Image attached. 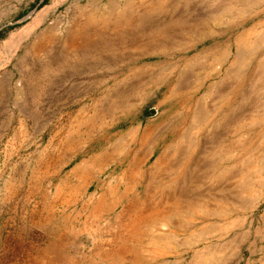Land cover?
Returning <instances> with one entry per match:
<instances>
[{
    "label": "rangeland",
    "instance_id": "1",
    "mask_svg": "<svg viewBox=\"0 0 264 264\" xmlns=\"http://www.w3.org/2000/svg\"><path fill=\"white\" fill-rule=\"evenodd\" d=\"M155 1L0 0V264H234L240 255L232 254V226H229L232 216L254 217L253 233H263L259 214L264 201V0H231L232 13L225 15L219 8L221 1L231 7L227 0H198L196 7L180 1L178 11L168 8L160 14L152 11V5L157 6L163 0ZM168 18L176 24L177 31L172 41L163 43L159 29L153 25L169 23ZM92 21L108 27L131 22L138 29L130 30L120 47L99 45L88 49L80 46L81 35L82 29L95 25L89 23ZM197 22L206 27L201 31L205 39H192L184 51L190 41L182 33V27ZM50 40L55 41V51L47 46ZM47 63L59 65L71 76L59 78L60 82H56L59 85L51 89L54 94L50 99L36 103L38 108L32 111L38 114L33 120L19 113L16 92L26 85L40 91V73ZM73 66L76 77L71 74ZM188 66L193 70L187 73L181 89L189 90L190 99L180 106L168 96L164 82L172 86L178 79L175 75ZM171 71L174 77L169 80L166 74ZM50 72L61 74L54 69ZM121 88L130 93L132 103L124 110L115 106L119 100L116 92ZM164 120L167 128L159 136L161 139L154 141L152 154L144 159L142 186L136 190L132 182L127 193L141 194L148 183L153 185L149 204L164 198L167 192L176 194L178 203L170 205L164 217L152 215L142 222L133 221L129 214H120L121 205L111 208L124 191L122 186L116 189V180L126 166L125 159L123 163L119 157L137 127L151 128ZM178 121L185 122L182 127L185 138L177 162L191 157L179 186L153 179L155 158L169 144L173 128L184 123ZM169 126L172 129L167 133ZM73 128H76V150L89 144L92 155L79 154L62 165H47V159L39 151L41 145L54 150L58 138ZM171 152L169 156L174 157ZM88 158L92 166L90 178L80 180L79 176L75 179L70 175L75 162L77 168ZM159 177L168 179L165 172ZM156 186L160 189H155ZM93 199L109 204L96 210ZM242 223L238 222L237 232Z\"/></svg>",
    "mask_w": 264,
    "mask_h": 264
},
{
    "label": "bare ground",
    "instance_id": "2",
    "mask_svg": "<svg viewBox=\"0 0 264 264\" xmlns=\"http://www.w3.org/2000/svg\"><path fill=\"white\" fill-rule=\"evenodd\" d=\"M116 1V0H115ZM155 1V0H154ZM180 1H183V4L184 5H189V6H192V5H195V4H197V1L198 0H163V1H160L158 4H156L157 6H154V5H152L153 7H152V11H155L154 13L155 14H160L162 11H165L166 9H168V8H171L172 10H174V12H176V11H178L177 10V6L179 5L178 3L180 2ZM142 2V1H141ZM156 2V1H155ZM203 2V1H202ZM227 3H232V1L231 0H227L226 1ZM125 3V2H124ZM112 4V3H111ZM129 4V3H128ZM144 4V3H143ZM143 4H141V5H143ZM126 5V4H125ZM137 5V4H136ZM138 5H140V4H138ZM210 5V4H209ZM214 5H216L215 3H214ZM124 6V5H123ZM134 6V5H133ZM205 7H208V6H206V5H204ZM251 6V5H250ZM125 7V6H124ZM140 8H141V6H139ZM195 7H196V5H195ZM198 7V6H197ZM204 7V8H205ZM210 7V6H209ZM249 7V6H248ZM137 8V7H136ZM151 8V7H150ZM199 8V7H198ZM201 8V7H200ZM203 8V9H204ZM213 8V7H212ZM211 8V9H212ZM239 8V7H238ZM182 9V8H181ZM220 13L221 14H223V15H225V14H230V13H232V6L231 7H228V6H226L225 5V1H221V4H220ZM82 10V9H81ZM141 10V9H140ZM192 10V9H191ZM194 10V9H193ZM199 10V9H198ZM85 11V10H84ZM200 11V10H199ZM216 11H219V10H216ZM246 11V10H245ZM244 11V12H245ZM129 12V11H128ZM130 12H131V10H130ZM139 12V11H138ZM143 12V11H142ZM207 12V11H206ZM136 13V12H135ZM190 13V12H189ZM200 14H201V12H199ZM208 13V12H207ZM218 13V12H217ZM238 13H240V12H238ZM127 14V13H126ZM154 14V15H155ZM170 14V13H169ZM185 14H186V12H185ZM215 14V13H214ZM234 14H236V13H234ZM95 15V14H94ZM114 15V14H113ZM136 15V14H135ZM153 15V16H154ZM239 15V14H238ZM237 14H236V16H238ZM241 15V14H240ZM214 16V15H213ZM93 17V16H92ZM163 17V16H162ZM94 18V17H93ZM153 18V17H152ZM176 18V17H175ZM196 18V17H195ZM200 18V17H199ZM212 18V17H211ZM220 18V17H219ZM224 18V17H223ZM96 19V18H95ZM121 19V18H120ZM164 19V18H163ZM167 19V18H166ZM169 19V18H168ZM177 19V18H176ZM202 19V18H201ZM221 19H222V17H221ZM229 19V18H228ZM237 19V18H236ZM162 20V19H161ZM170 20V19H169ZM178 20V19H177ZM190 20H192L191 18H190ZM196 20H198V19H195V21ZM203 20V19H202ZM212 20V19H211ZM210 20V21H211ZM171 21V20H170ZM168 21L169 23H167V22H164V23H160V24H157V25H153V27L156 29V27H157V29H159V34L161 35V40H162V42L163 43H165V42H167V41H172V37H174L175 36V32L177 31L176 30V24H174V22L173 21ZM193 21V20H192ZM200 21V20H199ZM207 21V20H206ZM209 21V20H208ZM219 21V20H218ZM229 21V20H228ZM238 21V20H237ZM116 22V21H115ZM163 22V21H162ZM183 22V21H182ZM191 22V21H190ZM235 22V21H234ZM245 22V21H244ZM80 23V22H79ZM78 23V24H79ZM89 23H92V24H95V25H89V27H87V28H84V29H82V35H81V37H82V44L80 45V46H84V47H89L88 49H90V47L92 46V47H98L99 45H103V46H119L120 47V45L122 46V44H124L125 42H126V39H128L127 37H129V32H130V30H134V31H136L138 28H136L135 26H133L132 24H131V22L130 23H127V24H125V25H123V24H115V25H113L112 27H108L109 25L108 24H104V23H99L98 25H96V23H94L93 21L92 22H89ZM149 23V22H148ZM147 23V24H148ZM215 23V22H214ZM142 24V23H141ZM224 24V23H223ZM236 24V23H235ZM242 24V23H241ZM255 24H258V23H255ZM179 25V24H178ZM232 25V24H231ZM237 25V24H236ZM181 26V25H180ZM210 26V25H209ZM228 26V25H227ZM254 26V25H253ZM256 26V25H255ZM73 27V26H72ZM71 28V27H70ZM69 28V29H70ZM148 28V27H147ZM202 28H206L204 25H203V23H200V22H197V23H194V24H188V23H185L184 25H183V27H182V29H183V31H182V33H184V34H186V36H188L187 38H188V41H190V43H187V44H185V47L182 49V50H187L188 49V47H190V45H191V40L192 41H198V40H200L202 37H203V34L201 33V31H202ZM221 28V27H220ZM252 28H254V27H252ZM252 28H251V30H252ZM142 29V28H141ZM140 29V30H141ZM214 29V28H213ZM224 29V28H223ZM73 30V29H72ZM139 30V31H140ZM205 30V29H204ZM221 30V29H220ZM248 30V29H247ZM71 31V30H70ZM149 31V30H148ZM151 31V30H150ZM213 31V30H212ZM225 31V30H224ZM230 31V30H229ZM232 31V30H231ZM254 31V30H253ZM253 31H251V32H253ZM258 31V30H257ZM142 32V31H141ZM155 32V31H154ZM220 32V31H219ZM222 32V31H221ZM41 33V32H40ZM179 33V32H178ZM208 33V32H207ZM246 33V32H245ZM257 33V32H256ZM255 33V34H256ZM138 34V33H137ZM180 34V33H179ZM218 34V33H217ZM225 34V33H224ZM251 33L249 32V35H250ZM134 34H132V36H133ZM183 35V34H182ZM192 35H194L196 38H194V37H192ZM247 35H248V33H247ZM259 35H261V34H259ZM57 36V35H56ZM138 36V35H137ZM137 36H135V37H137ZM140 36V35H139ZM146 36H147V34H146ZM178 36V35H177ZM180 37V36H179ZM182 37V36H181ZM217 37V36H216ZM254 37V36H253ZM134 38V37H133ZM138 38V37H137ZM141 38V37H140ZM159 38V37H158ZM204 38V37H203ZM247 38H250V37H247ZM258 38V37H257ZM256 38V39H257ZM157 39V38H156ZM205 39V38H204ZM61 40H63V39H61ZM178 40V39H177ZM184 40V39H183ZM182 40V41H183ZM156 41V40H155ZM160 41V40H159ZM159 41L157 42V43H159ZM180 41V40H179ZM242 41V40H241ZM250 41H251V39H250ZM54 40H50V41H48L47 42V46L49 47V46H51V48H50V51H53L54 50V46H55V44H54ZM62 41H60V43H61ZM74 42H76V40L74 41ZM134 42V41H133ZM132 42V43H133ZM173 42H175V41H173ZM172 42V43H173ZM78 43H80V42H78ZM77 43V44H78ZM240 43V42H239ZM250 43V42H249ZM248 43V44H249ZM255 43V42H254ZM43 44V43H42ZM130 44V43H129ZM145 44V43H144ZM160 44V43H159ZM178 44V43H177ZM256 44V43H255ZM44 46H45V44H43ZM42 45V46H43ZM140 45V44H139ZM141 45H142V43H141ZM156 45H158V44H156ZM160 45H162V44H160ZM249 45H252V44H249ZM248 45V46H249ZM40 46H41V44H40ZM135 46V45H134ZM133 46V47H134ZM143 46V45H142ZM147 46V45H146ZM159 46V45H158ZM178 46V45H177ZM234 46V45H233ZM243 46H245V45H243ZM253 46V45H252ZM64 47H66V46H64ZM63 47V48H64ZM137 47V46H136ZM140 47V46H139ZM144 47V46H143ZM150 47V46H149ZM156 47V46H155ZM256 47V46H255ZM262 47V46H261ZM42 48H44V47H42ZM56 48V47H55ZM102 48V47H101ZM109 48V47H108ZM111 48V47H110ZM152 48V47H151ZM159 48V47H158ZM169 48H171V47H169ZM232 48V47H231ZM235 48H236V45H235ZM241 48V47H240ZM248 48V47H247ZM246 48V49H247ZM250 48V47H249ZM41 49V48H40ZM45 49V48H44ZM57 49V48H56ZM55 49V50H56ZM92 49V48H91ZM114 49V48H113ZM126 50H127V48H125ZM129 49V48H128ZM133 49V48H132ZM225 49V48H224ZM229 49V48H228ZM238 49H239V47H238ZM238 49H235V50H238ZM243 49V48H242ZM250 49H252V48H250ZM54 50V51H55ZM60 50V49H59ZM58 50V51H59ZM66 50V49H65ZM101 50V49H100ZM111 50V49H110ZM116 50V49H115ZM153 50V49H152ZM180 50V49H179ZM190 50V49H189ZM188 50V51H189ZM256 50V49H255ZM88 51V50H87ZM132 51V50H131ZM143 51V50H142ZM177 51V50H176ZM234 51V50H233ZM232 51V52H233ZM239 51V50H238ZM238 51H236L235 53H237ZM243 51H245V50H243ZM48 52H49V50H48ZM127 52V51H126ZM125 52V53H126ZM134 52V51H133ZM254 52V51H253ZM123 53V52H122ZM223 53V52H222ZM221 53V54H222ZM225 53H227V52H225ZM54 54V53H53ZM127 54H130L129 52H127ZM136 54V53H135ZM139 54V53H138ZM144 54V53H143ZM175 54V53H174ZM221 54H220V56H221ZM229 54H231V53H229ZM250 54V53H249ZM88 55V54H87ZM98 55V54H97ZM117 55V54H116ZM123 55V54H122ZM140 55V54H139ZM57 56V55H56ZM60 56V55H59ZM101 56V55H100ZM130 55H128V57H129ZM200 56V55H199ZM247 56V55H246ZM58 57V56H57ZM56 57V58H57ZM64 57H65V55H64ZM68 57V56H67ZM89 57V56H88ZM98 57V56H97ZM106 57H107V55H106ZM143 57V56H142ZM172 57V56H171ZM248 57V56H247ZM62 58V57H61ZM60 58V59H61ZM105 58V57H104ZM104 58H103V60H104ZM109 58V57H108ZM201 58V57H200ZM237 58V57H236ZM249 58H251V57H249ZM50 59V58H49ZM133 59V58H132ZM186 59V58H185ZM192 59V58H191ZM234 59V58H233ZM241 59V58H240ZM263 59V58H262ZM55 60V59H54ZM84 60H85V58H84ZM83 60V61H84ZM140 60V59H139ZM198 60V59H197ZM220 60V59H219ZM218 60V61H219ZM244 60V59H243ZM243 60H241V61H243ZM247 60V59H246ZM264 60V59H263ZM86 61V60H85ZM94 61V60H93ZM99 61V60H98ZM127 61V60H126ZM234 61V60H233ZM236 61V60H235ZM251 61V60H250ZM259 61V60H258ZM52 62V61H51ZM57 62V61H56ZM80 62V61H79ZM168 62V61H167ZM186 62V61H185ZM201 62V61H200ZM245 62V61H244ZM63 63V62H62ZM95 63V62H94ZM164 63V62H163ZM179 63V62H178ZM188 63V62H187ZM191 63V62H190ZM196 63V62H195ZM232 63V62H231ZM249 63V62H248ZM87 63H85V65H86ZM89 64V63H88ZM189 64V63H188ZM75 65H76V63H75ZM84 65V64H83ZM99 65V64H98ZM186 65V64H185ZM184 65V66H185ZM196 64H194L193 65V67H196L195 66ZM51 66V65H50ZM56 66V65H55ZM153 66V65H152ZM166 66V65H165ZM173 66V65H172ZM76 67V66H75ZM94 67V66H93ZM182 67V66H181ZM198 67V66H197ZM239 67V66H238ZM111 67H109V69H110ZM141 68V67H140ZM146 68V67H145ZM161 68V67H160ZM177 68V67H176ZM186 68V67H185ZM231 68V67H230ZM17 69V68H16ZM81 69V68H80ZM159 69V68H158ZM167 69V68H166ZM181 69H184V67H182ZM76 70V69H75ZM132 70H134V69H132ZM193 70V68L191 67V66H188V68L184 71V72H182V73H178L177 75H175V76H178V79H177V81L175 82V84H173L172 86H170L169 85V82L168 81H165L164 83L167 85V92L169 93V97L170 98H172L173 100H175V104H179L180 106H185V104L189 101V99H190V97L187 95V93H188V91L189 90H183V89H181L182 87H183V85H185V78H186V75H187V73L188 72H191ZM227 70V69H226ZM95 71V70H94ZM136 71V70H135ZM139 71V70H138ZM141 71H142V69H141ZM141 71H140V73H141ZM166 71V70H165ZM165 71H164V74H165ZM177 71V70H176ZM218 71H219V69H218ZM248 71V70H247ZM259 71V70H258ZM23 72H25V71H23ZM147 72V71H146ZM235 72V71H234ZM256 72V71H255ZM162 73H163V71H162ZM229 73V72H228ZM128 74V73H127ZM126 74V75H127ZM142 74V73H141ZM233 74V73H232ZM236 74V73H235ZM261 74H262V71H261ZM167 75V79H169L170 80V77H174V73H173V71H171V72H169V73H167L166 74ZM215 75V74H214ZM229 75V74H228ZM234 75V74H233ZM23 76V75H22ZM103 76V75H102ZM115 76V75H114ZM148 76V75H147ZM259 76V75H258ZM122 77V76H121ZM141 77V76H140ZM255 77H257V75L255 76ZM254 77V78H255ZM125 78V77H124ZM262 78V77H261ZM25 79V78H24ZM113 79H114V77H113ZM122 79V78H121ZM127 79V78H126ZM264 79V78H263ZM120 80V79H119ZM154 80V79H153ZM153 80H151V81H153ZM158 80V79H157ZM161 80V79H160ZM255 80V79H254ZM219 81V80H218ZM257 81V80H256ZM241 83V82H240ZM252 83V82H251ZM250 83V84H251ZM253 83H256V82H253ZM252 83V84H253ZM157 85H159V82H158V84ZM215 85H217V83H215ZM239 85V84H238ZM259 85V84H258ZM261 85V84H260ZM120 86V85H119ZM262 86V85H261ZM29 87V86H28ZM27 87V88H28ZM135 87H137V86H135ZM162 87V86H161ZM231 87V86H230ZM235 87V86H234ZM262 87H264V86H262ZM21 88V87H20ZM20 88H18V89H20ZM141 88V87H140ZM146 88V87H145ZM158 88V87H157ZM157 88H156V90H157ZM258 88V87H257ZM256 88V89H257ZM136 89V88H135ZM134 89V90H135ZM236 89V88H235ZM254 89H255V87H254ZM155 90V91H156ZM231 90V89H230ZM261 90H263V89H261ZM137 91V90H136ZM135 91V92H136ZM237 91H238V89H237ZM237 91H235V93L237 92ZM259 91V90H258ZM24 92V91H23ZM231 92V91H230ZM260 93H261V91H259ZM128 93V91H125L123 88H121V89H119L117 92H116V95H117V97H118V99L119 100H116L115 101V106L118 108V109H128V108H130L131 106H132V103H131V101H130V98H131V96H129V94H127ZM232 93V92H231ZM258 93V92H257ZM257 93H255V94H257ZM263 93H264V91H263ZM106 94V93H105ZM134 94V93H133ZM143 94V93H142ZM239 94V93H238ZM132 95V94H131ZM138 95V94H137ZM149 95V94H148ZM195 95V94H194ZM115 96V95H114ZM139 96V95H138ZM253 96H256V95H253ZM260 96H261V94H260ZM109 97V96H108ZM192 98V97H191ZM100 99V98H99ZM117 99V98H116ZM199 99V98H198ZM98 100V99H97ZM108 100V99H107ZM137 102L139 101V100H136ZM224 101H226V100H224ZM228 101V100H227ZM104 102V101H103ZM198 102V101H197ZM229 102V101H228ZM135 103V102H134ZM162 104V103H161ZM226 104V103H225ZM225 104H223L224 106H226ZM196 105H197V103H196ZM139 106V105H138ZM163 106V105H162ZM229 106V105H228ZM170 107H172V106H170ZM189 107V106H188ZM227 107V106H226ZM111 108H113V107H111ZM136 108V107H135ZM182 108V107H181ZM195 108V107H194ZM179 109V108H178ZM224 109H225V107H224ZM227 109H228V107H227ZM99 110V109H98ZM137 110V109H136ZM113 111V110H112ZM176 111H178V110H176ZM105 112H106V110H105ZM126 112V111H125ZM172 112V111H171ZM174 112V111H173ZM194 111L192 110V113H193ZM237 112V111H236ZM123 113V112H122ZM134 113V112H133ZM202 113V112H201ZM200 113V114H201ZM124 114V113H123ZM135 114V113H134ZM164 115H165V113H163ZM167 114H169V113H167ZM181 114V113H180ZM179 114V115H180ZM186 114H187V112H186ZM205 114V113H204ZM99 115V114H98ZM183 115V114H182ZM188 115V114H187ZM202 115H203V113H202ZM217 115V114H216ZM127 116V115H126ZM131 116V115H130ZM123 117V116H122ZM178 117V116H177ZM188 117H189V115H188ZM222 117V116H221ZM96 118V117H95ZM110 118V117H109ZM171 118V117H170ZM190 118V117H189ZM200 118V117H199ZM208 118V117H207ZM224 118V117H223ZM130 119V118H129ZM192 119H194V118H192ZM226 120H227V118H225ZM230 119V118H229ZM106 120V119H105ZM160 120V119H159ZM163 120V119H162ZM204 120V119H203ZM202 120V121H203ZM213 120H215V119H213ZM252 120H254V119H252ZM257 120V119H256ZM90 121V120H89ZM114 121V120H113ZM207 121V120H206ZM216 121V120H215ZM214 121V122H215ZM258 121V120H257ZM177 122V121H176ZM179 122V124H182L184 121H178ZM187 122V121H186ZM188 122H189V120H188ZM201 122V121H200ZM212 122V121H211ZM253 122H255V121H253ZM83 123V122H82ZM96 123H97V121H96ZM101 123V122H100ZM105 123V122H104ZM171 123H173V120L171 121ZM170 123V124H171ZM209 123H210V121H209ZM221 123V122H220ZM249 123H250V121H249ZM185 124V122L180 126V127H175V128H173V130L171 131V137H170V142H169V144H167V145H163L164 147V150L158 155V156H156V158H155V161H154V164H153V166L156 168V174L153 176V179H157V178H159V180L160 181H162L163 183H166V182H168V181H170L171 183L170 184H176V185H178L179 184V180L181 179V177L182 178H184L183 176H184V173L186 172V168H188V164L190 163L189 162V159L191 158H189V157H186V159H185V157H184V159L182 160V161H178L177 162V156H178V154L179 153H181L182 152V150H184L183 148H182V142H183V140H184V131H182L183 129H182V127H183V125ZM193 125H194V123H192ZM214 124V123H213ZM219 124V123H218ZM240 124V123H239ZM107 125H109V124H107ZM152 125V124H151ZM164 126L162 129H160L159 130V128L160 127H162V126ZM178 125V124H177ZM190 125V124H189ZM210 125V124H209ZM171 126L172 127H174L172 124H171ZM205 126V125H204ZM213 126V125H212ZM211 126V127H212ZM254 126V125H253ZM262 126H264V125H262ZM99 127V126H98ZM106 127H108V126H106ZM106 127H103V129H105ZM185 127V126H184ZM203 127V126H202ZM135 128V127H134ZM133 128V129H134ZM140 127H137V129L134 131V133H132L131 135V138H130V141H129V143H128V147L127 148H125V150H124V148H123V152L120 154V161H122L123 162V160L125 159V162H126V166H125V168H124V170H122L123 172L121 173V176L119 177V179L118 180H116V189L117 190H119L120 189V187L122 186L123 188H122V190H124L123 191V194H121L119 197H118V201H115L113 204H111V208H112V206H113V210L118 206V205H121V209H119L120 210V214L121 215H125L126 213L127 214H129L130 215V220H133V221H139V222H142V221H145V220H147V219H149L150 217H152V215L153 216H157V215H162V217H164V216H166L165 215V213H166V210H167V208L170 206V205H177V203H178V201H177V197L175 196V195H173V193H169V192H167L165 195V197L164 198H160V199H158V200H156V202H154V203H148V201H151L152 200V195H151V193H150V188L151 187H153V185H149L148 183H146L145 185H144V188H143V191H142V193L140 194V192H139V194L138 195H135V194H133L132 196L131 195H129V193H127V190L128 189H130V183H132V182H135V185H134V187L136 188V190L139 188V186L141 185V182L143 181V180H145V175H143V170H142V166L144 165V163H145V161H144V159H146L145 157L147 156V158L152 154V152H153V149H152V146H153V143H154V141L157 139H161V138H159V136L161 135V133L167 128V123H166V121L164 120L163 122H161V123H159V124H154V126H152L151 128H148V127H146V128H144V129H142V130H140L139 129ZM206 128V127H205ZM235 128V127H234ZM233 128V129H234ZM238 128V127H237ZM99 129V128H98ZM102 129V130H103ZM172 128H170V126H169V128H168V131H166L167 133L169 132L170 133V130H171ZM232 129V130H233ZM252 129H255V128H253L252 127ZM251 129V130H252ZM140 130V131H139ZM186 130V129H185ZM201 130V129H200ZM75 131V130H74ZM191 131V130H190ZM94 132V131H93ZM250 132V131H249ZM71 133V132H70ZM101 133V132H100ZM104 133V132H103ZM108 133V132H107ZM128 133H130V132H128ZM164 133V132H163ZM166 133V134H167ZM203 133V132H202ZM248 133V132H247ZM165 134V135H166ZM192 134V133H191ZM194 134V133H193ZM256 134V133H255ZM125 135V134H124ZM130 135V134H129ZM214 135V134H213ZM260 135V134H259ZM264 135V134H263ZM122 136V135H121ZM167 136V135H166ZM169 136V135H168ZM223 136V135H222ZM118 137V136H117ZM195 137V136H194ZM238 137V136H237ZM223 138V137H222ZM256 138V137H255ZM260 138V137H259ZM118 139V138H117ZM191 139V138H190ZM219 139V138H218ZM226 139V138H225ZM230 139V138H229ZM91 140V139H90ZM89 140V141H90ZM112 140V139H111ZM196 140V139H195ZM97 141V140H96ZM106 141V140H105ZM126 142V141H125ZM156 142V141H155ZM159 142V141H158ZM220 142H221V140H220ZM225 142V141H224ZM97 143V142H96ZM106 143H108V142H106ZM157 143V142H156ZM165 143V142H164ZM200 143V142H199ZM223 143V142H222ZM85 144V143H84ZM103 144V143H102ZM110 144V143H109ZM126 144V143H125ZM135 145V148L134 147H132V145ZM198 144V143H197ZM89 145V144H88ZM92 145V144H91ZM221 145V144H220ZM224 145V144H223ZM199 146V145H198ZM229 146H230V144H229ZM88 147V146H87ZM104 147V146H103ZM125 147V146H124ZM146 147H148L146 150H145V148ZM225 147V146H224ZM104 149V148H103ZM198 149V148H197ZM217 149V148H216ZM223 149H225V148H223ZM85 150V149H84ZM83 150V151H84ZM121 150V149H120ZM226 150V149H225ZM71 151V150H70ZM101 151V150H100ZM105 151V150H104ZM171 151H173L174 152V157H170L169 155H170V153H172ZM218 151V150H217ZM264 151V150H263ZM111 152V151H110ZM192 153H193V151H192ZM209 153V152H208ZM85 154V153H84ZM89 154V153H88ZM104 154V153H103ZM115 155V154H114ZM191 155V154H190ZM229 155V154H228ZM238 156H240V155H238ZM95 157V156H94ZM116 157V156H115ZM194 157V156H193ZM263 157V156H262ZM92 159H94V158H92ZM263 159V158H262ZM92 162V161H91ZM95 162L97 163L98 162V158H96L95 159ZM117 162V161H116ZM94 163V162H93ZM107 163V162H106ZM124 163V162H123ZM51 164V163H50ZM115 164V163H114ZM121 163H119V165H120ZM191 164V163H190ZM210 164V163H209ZM227 164V163H226ZM244 164V163H243ZM96 165V164H95ZM84 166V165H83ZM205 166V165H204ZM211 166V165H210ZM106 167H108V166H106ZM106 167H104V168H106ZM218 167V166H217ZM81 168V167H80ZM85 168V167H84ZM85 169H87V168H85ZM113 169V168H112ZM116 169V168H115ZM82 170V169H81ZM151 170V169H150ZM110 171V170H109ZM102 172V171H101ZM151 172V171H150ZM162 172H165L166 173V175H168V179H166L165 178V180H162V178H160L159 177V174L160 173H162ZM209 172V171H208ZM212 172V171H211ZM111 173V175H112V172H110ZM79 174V173H78ZM95 174H97V173H95ZM117 175V174H116ZM115 175V176H116ZM135 175L137 176V177H135ZM79 176V175H78ZM108 176V175H107ZM148 176V175H147ZM150 176V175H149ZM84 177V176H83ZM112 177V176H111ZM100 178V177H99ZM107 178H109V177H107ZM110 179V178H109ZM188 179V178H187ZM132 180H135V181H132ZM209 180V179H208ZM204 181V180H203ZM84 182V181H83ZM249 182V181H248ZM143 183V182H142ZM164 185V184H163ZM142 186V185H141ZM179 186V185H178ZM223 186V185H222ZM103 187V186H102ZM175 187H177V186H175ZM97 188V187H96ZM109 188L110 187H108V190H109ZM155 189L157 188V189H160L161 188V185H160V188L159 187H154ZM99 189V188H98ZM107 189V188H106ZM175 189V188H174ZM245 189H247V188H245ZM105 191V190H104ZM99 194H101V193H99ZM178 195H179V197L181 196V194L178 192L177 193ZM240 194V193H239ZM96 195V194H95ZM177 195V196H178ZM186 195V194H185ZM99 196V195H98ZM131 196V197H130ZM126 198H129L127 201H123L124 199H126ZM98 199V198H97ZM96 199V200H97ZM94 200V199H93ZM54 202V201H53ZM94 202L96 203V205H95V208H96V210H98V208L97 207H100V206H103V205H108L109 203H108V201H104V200H102V201H95L94 200ZM181 203H183V202H181ZM120 207V206H119ZM191 207H192V205H191ZM93 208V207H92ZM195 208H197V207H195ZM94 209V208H93ZM92 209V210H93ZM191 209H193V208H191ZM195 210V209H194ZM95 211V210H94ZM88 212V211H87ZM176 212V211H175ZM196 212V211H195ZM102 213V212H101ZM115 213V212H114ZM118 213V212H117ZM180 213V212H179ZM199 213V212H198ZM94 214V213H93ZM175 214V213H174ZM201 214V213H200ZM95 215H96V213H95ZM116 216H117V214H116ZM185 216V215H184ZM187 216H188V214H187ZM99 217V216H98ZM125 217V216H124ZM181 217V216H180ZM191 217V216H190ZM192 217H194V216H192ZM170 218V217H169ZM156 219V218H155ZM165 219V218H164ZM122 220V219H121ZM84 221V220H83ZM118 221V220H117ZM129 221V220H128ZM128 221H127V223H128ZM132 221V223L134 224V222ZM105 222H108V221H105ZM123 222V221H122ZM157 222V221H156ZM111 223V222H110ZM116 223V222H115ZM114 223V224H115ZM161 223H163V222H161ZM107 224V223H106ZM112 224V223H111ZM110 224V225H111ZM130 224V223H129ZM133 224H131V225H133ZM154 224V223H153ZM164 224V223H163ZM155 225V224H154ZM162 225V224H161ZM165 225V224H164ZM163 225V226H164ZM106 226V225H105ZM111 226H113V225H111ZM110 226V227H111ZM124 226V225H123ZM122 226V227H123ZM143 226V225H142ZM153 226V225H152ZM152 226L150 227V226H148V227H150V228H152ZM147 227V228H148ZM155 227V226H154ZM158 227V226H157ZM103 228V227H102ZM124 228H126V227H124ZM134 228V227H133ZM132 228V229H133ZM141 228V227H140ZM225 228V227H224ZM108 229H109V227H108ZM108 229H107V231H108ZM115 229V228H114ZM118 229V228H117ZM131 229V230H132ZM153 229V228H152ZM97 230V229H96ZM98 230H99V228H98ZM122 230V229H121ZM131 230H129L130 232H131ZM102 231V230H101ZM105 231H106V229H105ZM177 231V230H176ZM109 232V231H108ZM183 232V231H182ZM182 232H180V233H182ZM115 233V232H114ZM143 233V232H142ZM185 233V232H184ZM116 234V233H115ZM124 234H125V232H124ZM129 234V233H128ZM131 234V233H130ZM144 234V233H143ZM109 235V234H108ZM117 235V234H116ZM132 235V234H131ZM144 236V235H143ZM119 237V236H118ZM124 237V236H123ZM128 237V236H127ZM148 237V236H147ZM150 237V236H149ZM121 238H122V236H121ZM137 238H140V237H137ZM129 239H131V238H129ZM134 239V238H133ZM152 239V238H151ZM126 240V239H125ZM158 240V239H157ZM92 241V240H91ZM113 241V240H112ZM189 241H190V239H189ZM111 242V241H110ZM121 242V241H120ZM119 242V243H120ZM123 242V241H122ZM125 242H128V241H125ZM153 243H154V241H152ZM97 243V242H96ZM116 243V242H115ZM152 243V244H153ZM156 244V243H155ZM119 245V244H118ZM133 245V244H132ZM120 246H121V244H120ZM123 246V245H122ZM141 246V245H140ZM96 247H98V246H96ZM100 247H101V245H100ZM117 247H119V246H117ZM158 247V246H157ZM112 248V247H111ZM114 248V247H113ZM148 248H150V247H148ZM153 248H154V246H153ZM103 249V248H102ZM118 249H120V248H118ZM144 249V248H143ZM113 250H115V249H113ZM144 250H146V249H144ZM102 251V250H101ZM104 251V250H103ZM122 251H123V249H122ZM151 251V250H150ZM155 251V250H154ZM154 251H153V253L152 254H154ZM157 251H159V250H157ZM111 252V251H110ZM117 252V251H116ZM98 253V252H97ZM103 253V252H102ZM107 253V252H106ZM105 253V254H106ZM109 253V252H108ZM114 253V252H113ZM122 253V252H121ZM120 253V254H121ZM148 253V252H147ZM160 253V252H159ZM118 254V253H117ZM99 256V255H98ZM108 256V255H107ZM106 256V257H107ZM119 256V255H118ZM142 256V255H141ZM161 256V255H160ZM105 257V256H104ZM108 258V257H107ZM150 259V258H149ZM153 259V258H152ZM105 260V259H104ZM129 263V262H128Z\"/></svg>",
    "mask_w": 264,
    "mask_h": 264
},
{
    "label": "crops",
    "instance_id": "3",
    "mask_svg": "<svg viewBox=\"0 0 264 264\" xmlns=\"http://www.w3.org/2000/svg\"><path fill=\"white\" fill-rule=\"evenodd\" d=\"M73 59L74 61L76 60L75 53L73 54ZM45 66L46 69L41 71L40 73V91L36 90L38 89V87H28L26 85L18 89V92H16V108L18 109L19 113L33 120H35L38 114L36 111H32V109L35 110L38 108V106H36V103H41V100L48 101L52 94H54L51 89L59 85V83H56L57 81L60 82L58 79L61 77L71 76L70 73L64 72L65 69H59V65L53 66L51 64L50 66V64L47 63ZM53 69L60 71L61 74L55 73L56 71L54 73H51L50 71H52ZM75 69L76 67L73 66L71 74L74 77H76ZM22 79H24V77H22ZM36 84L38 85L39 83L37 82ZM61 133L63 132L61 131ZM39 151L41 152V156H43L45 160L47 159L46 164L48 165V163H51L50 165L54 166L64 164L66 159H76V156H78L79 154L87 155L88 157H90L93 153L92 150L89 148V145H84L81 149L76 150V128H73L72 131H68L66 135L63 134L62 136H60L58 138L54 150H50L47 148L45 149L44 144H42L41 149ZM84 167L87 169H85ZM70 175H73L75 179L78 178L79 175L80 180H86L90 178L92 176V166L90 165L89 158L86 162H84L77 168L75 162L72 167V173L70 172ZM74 189L77 188L74 187ZM262 202L263 203L261 204L259 219L260 221L262 220V225H264V201ZM249 218L250 217L247 216H244L243 218H237L236 216H232V220L229 223V226H232V254L236 253L240 255L238 261L239 263L236 262L234 264H264V231L262 234L260 233L261 235L259 233H256V231L255 233H253L252 229L255 218ZM240 221H242L244 224L242 223V226H240L241 230L237 232L236 229L238 228V222Z\"/></svg>",
    "mask_w": 264,
    "mask_h": 264
}]
</instances>
